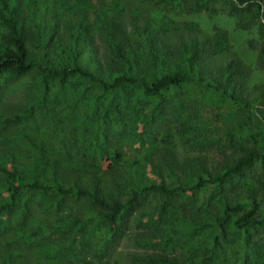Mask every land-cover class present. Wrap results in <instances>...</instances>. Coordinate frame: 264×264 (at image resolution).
I'll list each match as a JSON object with an SVG mask.
<instances>
[{
  "label": "trees",
  "instance_id": "trees-1",
  "mask_svg": "<svg viewBox=\"0 0 264 264\" xmlns=\"http://www.w3.org/2000/svg\"><path fill=\"white\" fill-rule=\"evenodd\" d=\"M0 264H264V0H0Z\"/></svg>",
  "mask_w": 264,
  "mask_h": 264
},
{
  "label": "rangeland",
  "instance_id": "rangeland-1",
  "mask_svg": "<svg viewBox=\"0 0 264 264\" xmlns=\"http://www.w3.org/2000/svg\"><path fill=\"white\" fill-rule=\"evenodd\" d=\"M185 18H186V21H188V22H194V23L198 24L200 29L202 31H204L205 33L208 32V29L205 28V24L208 25V26H211V24H212L211 20H205V19L200 18V17H185ZM233 37L236 38L237 34L233 33ZM238 38H239L240 42H242L244 40V37L241 34L238 35ZM232 43L235 44L233 41H232ZM232 43L230 42L231 46L233 47ZM236 49L239 51V55L244 59L246 64L249 67H251V64H250V62H251V52L248 49H246L243 45H240V46L236 47ZM248 70L250 71L252 82L253 83L256 82L255 81L256 76H257L256 70L253 69V68H251V69L249 68ZM15 96H16V102H18V101H20V99L22 97V93H17ZM9 100L10 99H6L5 102L8 103Z\"/></svg>",
  "mask_w": 264,
  "mask_h": 264
}]
</instances>
